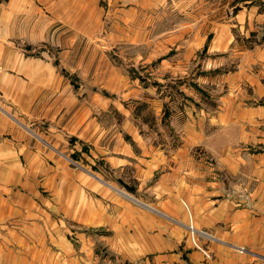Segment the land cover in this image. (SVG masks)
<instances>
[{"label":"crops","instance_id":"obj_1","mask_svg":"<svg viewBox=\"0 0 264 264\" xmlns=\"http://www.w3.org/2000/svg\"><path fill=\"white\" fill-rule=\"evenodd\" d=\"M139 2L108 9L107 30L100 6L85 20L68 0H0V264H264V0L188 23L189 60L237 67L171 139L131 106L151 88L102 53L119 41L152 58ZM155 104L162 125L165 98ZM103 172L130 175L141 198Z\"/></svg>","mask_w":264,"mask_h":264},{"label":"rangeland","instance_id":"obj_2","mask_svg":"<svg viewBox=\"0 0 264 264\" xmlns=\"http://www.w3.org/2000/svg\"><path fill=\"white\" fill-rule=\"evenodd\" d=\"M139 1L147 4L145 10L148 11V17L145 23L148 25L150 35L156 41V43H149L147 47L149 56L151 53L153 55L152 58L139 59V55L144 54L146 49L134 46L128 49L123 44H119V41L116 43L110 42L102 50V53L106 54L113 63L115 62L118 66H122L127 75L137 78L142 86L151 88L150 96L143 101L131 104V106L135 115L138 116L137 120L139 123L143 124L145 132H153V130L157 129L163 137L166 136L171 139L176 136L177 132L174 131L176 127L183 128L188 120V114L184 112L187 106L194 104L190 110L192 112L194 110L198 112L200 108L207 107L206 104L198 101L205 99L214 101L215 95L220 93L215 86L217 75L224 74L228 70H234L237 67L234 60L227 62L223 58L204 55L205 53H199L195 59L189 60L187 58V45L188 33L191 32V27L188 26V23L203 20L208 22L230 20L232 8L234 7L233 11H235L237 3L243 5L242 2L247 0H68L69 7L73 6L72 10H69V15H74L75 6L82 4L85 9V20H91L96 15L95 6H100L103 11L101 19L105 22V27L108 30L110 17H108L107 13H112L108 9L114 11L122 10L129 8V5L134 3L139 6L141 3ZM113 5L114 7H111ZM116 16L118 15L116 14ZM90 30L89 28L85 29L86 37H91L92 33ZM172 31L175 36L171 34ZM84 46L86 60L88 58L86 56L89 54L86 52L92 49L91 39H86ZM182 53H184V56ZM159 56L162 58L156 59ZM133 58L135 59L132 60ZM163 59L164 61H162ZM162 62L165 64H162ZM158 69L162 70V75L169 74L172 76L169 77L170 79L165 76H158L156 73ZM189 83L196 87L195 98L187 96V86L183 85ZM177 85L180 86L176 87ZM182 89H184V92H181ZM161 98H165L162 125L157 119L155 120V111H157L155 103ZM212 106H215V104H210L208 109L210 110ZM174 116L175 118H173ZM110 122L111 115H107L104 123L108 124ZM150 123H152L151 126ZM147 125L151 130L148 129ZM68 153L71 154L70 151ZM199 154L202 153L200 152ZM72 156L74 162L79 161L75 154H72ZM101 166V163L98 162L97 167L102 168ZM103 173L105 178L115 181L121 191L131 195L133 193V196L141 198L135 193L136 189L134 188L133 180L129 179L130 175L119 172ZM123 180H127L128 184L124 183Z\"/></svg>","mask_w":264,"mask_h":264},{"label":"built area","instance_id":"obj_3","mask_svg":"<svg viewBox=\"0 0 264 264\" xmlns=\"http://www.w3.org/2000/svg\"><path fill=\"white\" fill-rule=\"evenodd\" d=\"M190 231L192 234V240H193V244L195 246V248L197 250H199L200 252L203 253L204 257L206 260H211L212 259V255L210 252H208L206 249H204L196 240H195V231L193 227H190Z\"/></svg>","mask_w":264,"mask_h":264},{"label":"trees","instance_id":"obj_4","mask_svg":"<svg viewBox=\"0 0 264 264\" xmlns=\"http://www.w3.org/2000/svg\"><path fill=\"white\" fill-rule=\"evenodd\" d=\"M237 11V8H235V11L234 12H236Z\"/></svg>","mask_w":264,"mask_h":264}]
</instances>
